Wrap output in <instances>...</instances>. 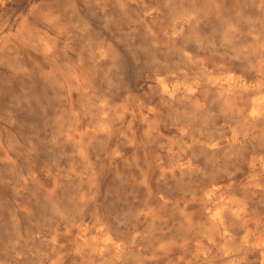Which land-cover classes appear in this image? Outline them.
I'll use <instances>...</instances> for the list:
<instances>
[{"label": "clouds", "instance_id": "obj_1", "mask_svg": "<svg viewBox=\"0 0 264 264\" xmlns=\"http://www.w3.org/2000/svg\"><path fill=\"white\" fill-rule=\"evenodd\" d=\"M0 264H264V0H0Z\"/></svg>", "mask_w": 264, "mask_h": 264}]
</instances>
